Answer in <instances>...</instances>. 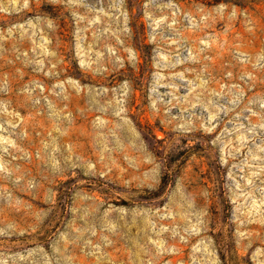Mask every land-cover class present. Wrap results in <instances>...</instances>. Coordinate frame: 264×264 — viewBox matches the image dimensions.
Masks as SVG:
<instances>
[{"label": "rangeland", "instance_id": "1", "mask_svg": "<svg viewBox=\"0 0 264 264\" xmlns=\"http://www.w3.org/2000/svg\"><path fill=\"white\" fill-rule=\"evenodd\" d=\"M0 264H264V0H0Z\"/></svg>", "mask_w": 264, "mask_h": 264}]
</instances>
